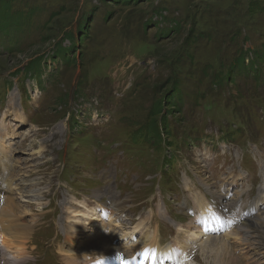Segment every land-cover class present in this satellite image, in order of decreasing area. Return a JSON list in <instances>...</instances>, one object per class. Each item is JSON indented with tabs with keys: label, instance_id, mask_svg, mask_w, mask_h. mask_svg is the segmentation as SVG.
<instances>
[{
	"label": "rangeland",
	"instance_id": "obj_1",
	"mask_svg": "<svg viewBox=\"0 0 264 264\" xmlns=\"http://www.w3.org/2000/svg\"><path fill=\"white\" fill-rule=\"evenodd\" d=\"M32 1L0 0V199L14 198L17 221L32 227L20 244L25 264H71L72 254L79 264H114L121 252L139 261L153 235L159 248H176L156 264H264V63L259 79L239 73L219 85L215 68L203 75L190 64V74L186 65L202 70L217 52L227 67L241 49L249 63L264 44V0ZM139 21L145 40L133 33ZM203 30L216 49L185 61L192 33ZM71 42L67 63L59 46ZM196 194L228 219L215 210L217 227L185 244L184 231L202 229ZM80 202L111 216L98 237L88 212L83 237L70 230L65 208L83 211ZM244 229L252 246L224 240ZM206 237L226 241L230 254L204 246Z\"/></svg>",
	"mask_w": 264,
	"mask_h": 264
},
{
	"label": "bare ground",
	"instance_id": "obj_2",
	"mask_svg": "<svg viewBox=\"0 0 264 264\" xmlns=\"http://www.w3.org/2000/svg\"><path fill=\"white\" fill-rule=\"evenodd\" d=\"M12 101H14V99L10 100V104H12ZM16 116L20 119V121H23L21 110L17 109ZM1 130H2V128H1ZM2 143H3V139H2V137H0V151H4L5 150ZM29 188H32L31 191L27 192V193H29V192L32 193V194L29 193V195H31L30 197H32L31 199H38L39 194L33 188V185H30ZM19 191H21V189H19ZM205 196L206 195H203V194H201V195L196 194L193 197V203H194V206L196 208V211L198 212V218H200L201 224H202L200 226V229L201 228L202 229L200 230L201 231L200 234L196 233L194 230L187 231V232L184 231V233H186L185 234V239H184V243L185 244L187 242H189L190 240H193L195 242L198 241L200 239V236H204L203 234L205 233V231H207L208 229L210 230L213 227L216 228L217 227V221H220V220L217 219L218 215H216V213H215V209L213 208V205L210 202L211 200L208 201L207 200L208 198L206 199ZM13 199L14 198L10 197V195L1 197V199H0V202L3 204V205H0V207L3 206L2 210H0V216L7 218L6 225L2 226V232H0V264H25L24 260L27 257V256L25 257L23 255L24 254V250L22 249L20 244H21V242L23 240L29 238V235L31 234V231H32L31 230L32 227H30L29 225H24L21 222L17 221V218H18L17 216H20L21 214L17 213L18 206H16V204L13 201ZM86 203H82V202L78 203V205L84 207L83 211H82V208H81V210L80 209H76V208H71L70 206L65 208L67 213H68V215H69L67 218H70L75 223V225L70 226V230L71 231H75L74 235L77 236L78 238L79 237L80 238L83 237V231H84V228H85V225H86L85 222L88 221L87 220V218H88L87 212L92 215L90 217V219L93 221L92 224H90V227L92 228V232H91V229H90L91 235H94V234L97 235L98 233L99 234L101 233V229L103 228L102 227L103 225H102V223L100 221H101L102 217H104L108 221H111V216H105L106 215L105 211H103L101 214H99L97 212V208L96 207L93 206L94 208H88ZM23 213L25 214V212H23ZM96 214H98V215H96ZM80 220H82L83 223H80ZM258 223H259V225L264 227V220L262 222V220L260 219ZM78 224H80V226H78ZM114 224H115L114 227L112 226V227L109 228L108 236L110 238L114 237L117 234L115 227L118 226L119 223L115 222ZM86 226L88 227V225H86ZM104 227H105V225H104ZM137 228H140L139 224L134 225L133 231L137 230ZM198 228H199V226H198ZM238 228L241 229V226H238ZM242 231H244V235L241 236V237H238V238L236 236H233L232 233H230V232L229 233H225L224 234V237H225L224 240L227 241L228 239L232 238V241L229 242V244L235 245V244L238 243V245H240V242H244V244H248V246H252V242L250 240H248L250 238L249 237L247 238V236H246V229H244ZM248 232H250V231H248ZM98 236L99 235H97V237ZM120 236L124 237V234H122ZM148 236H147V238H148ZM97 237H93V238H97ZM89 238H91V236ZM149 238H150V236H149ZM93 241H94V239H93ZM105 241H106V239L102 238V242H105ZM226 241H224V242L222 241V242L219 243L218 240H213L212 238L206 237L205 243L203 245L206 246V244L208 243L209 247H211V248L213 247L215 249L216 253L221 254L224 257L226 253L230 254L228 252V245L226 244ZM74 242L75 241H71L69 243V245L73 246ZM144 242H146V241H144ZM177 242L178 241H176V243ZM177 245H178V243H177ZM178 248H180V247H178ZM145 249L154 250L155 251V258L153 259L151 256L145 257V256L141 255L139 261H129V260H126L127 259V254L122 253V252L118 253V254H120L119 256L123 258L124 264H129V262H131V264H156L155 262H156L157 259H160V262L163 263L166 259L173 257L174 253H175V250H176V248H172V247L159 248L156 245V237L154 235H153L152 239L150 240V242L145 245ZM139 250H141V249H139ZM9 255L15 257V259H9L8 258ZM180 258L181 257L179 256V259ZM79 261H80V259H79L78 256H76L75 254L71 255V264H79ZM97 261H95L94 264H96ZM102 261H104V260H102ZM190 263L191 264H195L193 262H190ZM104 264H108V263L104 261ZM116 264H121V260L117 259L116 260ZM184 264H188V262L184 263Z\"/></svg>",
	"mask_w": 264,
	"mask_h": 264
},
{
	"label": "trees",
	"instance_id": "obj_3",
	"mask_svg": "<svg viewBox=\"0 0 264 264\" xmlns=\"http://www.w3.org/2000/svg\"><path fill=\"white\" fill-rule=\"evenodd\" d=\"M23 1H24V5L25 4H30V3L34 2L32 0H23ZM113 2H118V1H113ZM163 7L166 8V9L168 8V6H163ZM261 7H264V5H262ZM30 9H31L30 11L32 12L33 9L32 8H30ZM203 10H205V13L206 14H210L211 16L214 13L218 12L215 7H213V6L210 7L208 5H206V6L204 5L203 6ZM16 12H18V10ZM25 12H27L28 15L30 14V12L28 11V9ZM23 14L24 15H22V16H25L26 15L24 12H23ZM51 16H52V13H51ZM144 24H145V26H147L148 22L145 21ZM175 25H176L175 28L177 29L179 24L175 23ZM80 26L81 27L79 28L78 33L80 32L79 34L80 35H83V37H79V41H82V40L85 39L84 33H85V30H86V27H84L83 24H81ZM175 28H174V30H175ZM82 29L84 30L83 33H82ZM141 30H142V28L140 27V21H139L134 26L133 33L140 40H145L144 37H143V33H142ZM206 32H207V30L206 31L203 30L201 32L196 31V32H193L192 33V35H191L192 39H190L191 40L190 41V45H189V42H188V47H187V51L188 52L186 53L185 61H192L193 60V57H191V59H188L187 58V54L193 53V55H194L195 52H197L198 50H200L202 47L215 48L216 49V47H215V45L213 43L210 46H206V44H205L206 43V39H205ZM71 34H70V36H71ZM130 41H138V40L132 39ZM74 44H75V42H73V43L71 42L70 45H68V47H61V45H60L59 46V49H60L59 51L65 52V51L62 50V48L64 50L68 48V50L70 49L71 51H75L77 49H74V46H75ZM195 46H197V49L195 51H192V50H194ZM66 52L65 53H62V55L65 56V57H67L66 60H67V63H68V62H71L72 59L69 58L66 55L67 54ZM247 52H248V49H246L245 51L241 49L239 55H237V57H235L233 59V62L228 63L227 67L226 66H223V67H226L225 70H223V67H222L223 63L220 60H218L217 52L210 58V60H212V59L213 60L211 62L206 63L204 65V67H203L202 70H201V66L202 65H200V64H196V63H193V62H186V63H189V64H186V65L188 66V71H189L190 74H193V72H192V69L193 68H192V66L190 64L195 65L198 68V70L200 71L199 73H201L203 75L208 74L209 71L212 68H215L216 71L213 74V80H211L212 81V84H213V82L218 84L221 81H224V82L226 81V82L232 83L233 82V77L234 76L237 77V75L239 73H247V74L250 73V75H252L253 78L259 79V76L261 75V73H260V69H259V66L258 65L260 63H264V44H262L261 48H258V49H255V51L254 50L252 51V53H253L252 58L253 59L249 63H245V56H246V58H248L247 55H245V53H247ZM56 56H59V55L56 54ZM97 56L98 57H103L104 54L99 53ZM91 60H92V58H90L89 62H91ZM213 63H215V65ZM29 64L30 63H28L23 69H26L29 66ZM251 66H253V68ZM249 67L252 68L251 69L252 72H251V70L249 72ZM174 73L176 74L175 71H174ZM200 96L202 97L203 96V93H201ZM205 107L206 108H209V104L208 105H205ZM202 116L204 117V119H209V118L212 119L214 117V115H212V113L210 111L204 112Z\"/></svg>",
	"mask_w": 264,
	"mask_h": 264
},
{
	"label": "snow or ice",
	"instance_id": "obj_4",
	"mask_svg": "<svg viewBox=\"0 0 264 264\" xmlns=\"http://www.w3.org/2000/svg\"><path fill=\"white\" fill-rule=\"evenodd\" d=\"M141 255H142V256H145V257H149V256H151V257L154 259V258H155V251L152 250V249H145V250L141 253ZM117 258L121 260V264H124V262H123V258H122V257L118 256ZM96 264H104V261H102V260H98V261L96 262ZM129 264H131V262H129Z\"/></svg>",
	"mask_w": 264,
	"mask_h": 264
},
{
	"label": "clouds",
	"instance_id": "obj_5",
	"mask_svg": "<svg viewBox=\"0 0 264 264\" xmlns=\"http://www.w3.org/2000/svg\"><path fill=\"white\" fill-rule=\"evenodd\" d=\"M8 258H9V259H15V257H13V256H11V255H9Z\"/></svg>",
	"mask_w": 264,
	"mask_h": 264
}]
</instances>
